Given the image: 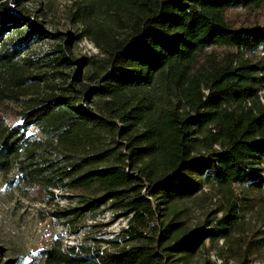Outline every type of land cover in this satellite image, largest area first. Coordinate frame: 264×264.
<instances>
[{
	"label": "trees",
	"instance_id": "trees-1",
	"mask_svg": "<svg viewBox=\"0 0 264 264\" xmlns=\"http://www.w3.org/2000/svg\"><path fill=\"white\" fill-rule=\"evenodd\" d=\"M37 1L0 0V78L11 90L40 81L24 77L35 63L21 59L44 33L24 14ZM113 3L124 36L106 34L104 58L87 64L94 86L78 90L74 70L63 94L27 101L15 126L2 103L19 98L0 92V174L16 168L47 204L77 198L75 208L51 213L67 225L101 210H110L114 222L128 220L119 235L93 239L92 247L63 250L57 243L44 254L48 264H174L165 260L192 256L206 240L233 233L241 219L237 187L264 202V26L233 28L228 14H261L264 0ZM8 34L18 40L8 42ZM31 128L43 138L30 137ZM107 137L111 146H99ZM203 183L227 198L214 229L188 235L173 221L161 231L151 226L153 200L170 211ZM62 191L72 197L56 196Z\"/></svg>",
	"mask_w": 264,
	"mask_h": 264
},
{
	"label": "rangeland",
	"instance_id": "rangeland-1",
	"mask_svg": "<svg viewBox=\"0 0 264 264\" xmlns=\"http://www.w3.org/2000/svg\"><path fill=\"white\" fill-rule=\"evenodd\" d=\"M24 9V14H28L44 31L41 38L33 37L21 54V59L30 58L35 63L24 77H37L41 82L32 80L24 87L11 90L6 78H0L2 98L8 94L19 98L10 101L4 97L2 103L10 126L17 125L19 120L15 114L20 113L31 98L41 100L63 94L64 91L60 89L72 83L74 70H78L81 76V83L75 82L78 90L85 91L87 87L94 86L89 75L94 68L87 64L97 63L95 61L104 58L101 54L102 48H106L103 43L106 34L111 37L124 36L114 15L116 6L113 0H39L27 3ZM11 10L14 15L21 12L15 7ZM228 14L233 28L249 27L255 23L264 26V11L261 14L243 11ZM7 36L8 42L18 40L10 34ZM60 57L71 65L64 64ZM260 95L264 104V91ZM28 134L43 138L34 128ZM108 139L100 141L99 146L103 143L108 145V142L111 146ZM24 184L16 168L0 174V264H48L44 254L57 243L63 250L80 245L92 247L93 239L114 238L127 228L128 220L120 217L114 222L115 216L110 210H101L95 217L82 218L67 225L51 213L75 208L77 198L58 199L47 204V196L44 197L40 190L26 188ZM247 190L237 187L235 191L241 219L227 239L206 240L205 246L192 256L177 255L173 260H165V263L264 264V202L259 194H248ZM62 194L63 191L56 192V196ZM63 195L72 197L68 193ZM227 205V198L220 189L203 183L196 196L189 201L176 203L170 211L163 210L166 206L153 200L156 222H152L151 226L161 231L162 224L173 221L174 225L178 224V230L188 235L194 230L214 229L215 223L224 215L220 209ZM74 232L78 233L75 235ZM158 250H154L157 255L160 254Z\"/></svg>",
	"mask_w": 264,
	"mask_h": 264
}]
</instances>
